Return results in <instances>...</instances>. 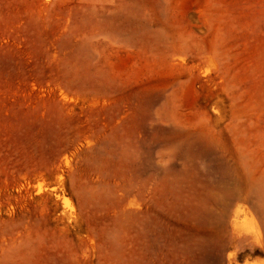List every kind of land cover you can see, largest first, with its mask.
I'll use <instances>...</instances> for the list:
<instances>
[{
  "label": "rangeland",
  "instance_id": "1",
  "mask_svg": "<svg viewBox=\"0 0 264 264\" xmlns=\"http://www.w3.org/2000/svg\"><path fill=\"white\" fill-rule=\"evenodd\" d=\"M0 264H264V0H0Z\"/></svg>",
  "mask_w": 264,
  "mask_h": 264
}]
</instances>
